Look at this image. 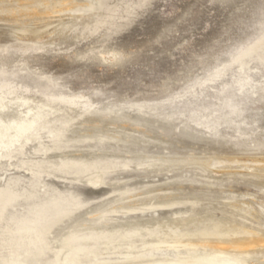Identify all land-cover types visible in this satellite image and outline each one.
<instances>
[{
    "label": "rangeland",
    "instance_id": "1",
    "mask_svg": "<svg viewBox=\"0 0 264 264\" xmlns=\"http://www.w3.org/2000/svg\"><path fill=\"white\" fill-rule=\"evenodd\" d=\"M263 38L264 0H0V192L22 194L0 214V264L14 256L10 227L54 191L86 205L57 236L119 190L152 185L175 193L178 208L113 219L170 221L165 231L219 224L225 237L212 241L228 242L223 250L245 264H264V61L257 51L240 60ZM114 51L125 56L119 66L109 62ZM106 109L141 127L101 124L106 137L96 138ZM52 139L71 142L52 148ZM102 154L121 163L206 158L212 167L130 164L96 186L44 170L34 180L40 164ZM216 245L198 251L222 250ZM33 261L61 262L51 250Z\"/></svg>",
    "mask_w": 264,
    "mask_h": 264
},
{
    "label": "bare ground",
    "instance_id": "2",
    "mask_svg": "<svg viewBox=\"0 0 264 264\" xmlns=\"http://www.w3.org/2000/svg\"><path fill=\"white\" fill-rule=\"evenodd\" d=\"M252 51H257L264 61V38L244 52L240 60L246 58ZM110 56L109 62L115 66L121 65L125 59V56L117 51L112 52ZM98 115L100 121L96 125V138L99 139L106 137L102 133L101 124L125 126L131 121L128 116H123L121 111L111 109L101 110ZM131 122L132 127H141V121ZM70 142L71 140L52 139V148L60 143L68 146ZM118 160L116 156L108 157L105 154L93 161L84 159L76 161L70 159L69 161L64 158L55 165L42 166L40 164V170H35L33 177L34 180H38L40 175L46 172L48 176L59 174L66 179L72 174L77 181H87L96 186L104 183L116 169H127L130 164H135L138 168H144L145 165L153 168L160 163L158 169L176 164H192L206 171L212 167L211 160L206 158L159 160L155 157L146 159L143 156H134L127 162L121 163ZM162 186L164 187V185H152L141 191L119 190L117 198L114 197L115 199L111 200L110 204L99 206L92 214L90 213L91 215L89 214L90 217L74 222L68 226L67 231L60 232L57 236L54 235L55 231L59 230L63 223L71 219L76 212L84 210L86 205L69 192L54 191L51 195L49 194L50 196L48 195L45 202L29 208V212L26 210L28 216L23 217L14 228L10 227L15 251L13 259L8 264H36L33 260L42 257L47 250H51L55 257L61 260L59 264H245L244 261L223 250L229 244L228 242L221 239H218L219 242L212 241V238L225 237L223 226L219 224L206 227L194 222H175L171 224L172 226L170 225L171 227L167 225L170 230L165 231L167 229L164 230V226L170 221H163L165 225L159 222L157 225L154 223L155 226H150L149 223L155 221L148 220V223L146 219L147 224H143L138 218L116 220L111 216L113 213H121L125 217L130 213H146L162 209L176 210L181 201L175 193L163 190ZM19 197H22V194L15 190L1 191L0 214L5 212ZM133 198L138 203L133 204ZM239 209L245 212L246 208L239 206ZM55 243H60L57 249L54 248ZM212 243H217L216 246L222 250L209 255L199 253L198 248H207ZM230 243L234 248L245 247L239 242ZM104 254H116L120 257L116 256V259H112L109 255V258H102Z\"/></svg>",
    "mask_w": 264,
    "mask_h": 264
}]
</instances>
